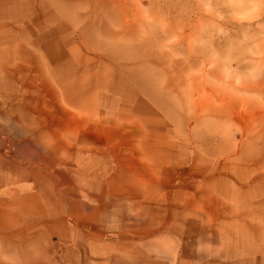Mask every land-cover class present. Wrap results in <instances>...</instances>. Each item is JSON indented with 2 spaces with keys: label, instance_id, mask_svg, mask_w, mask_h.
Instances as JSON below:
<instances>
[{
  "label": "rangeland",
  "instance_id": "1",
  "mask_svg": "<svg viewBox=\"0 0 264 264\" xmlns=\"http://www.w3.org/2000/svg\"><path fill=\"white\" fill-rule=\"evenodd\" d=\"M0 264H264V0H0Z\"/></svg>",
  "mask_w": 264,
  "mask_h": 264
}]
</instances>
